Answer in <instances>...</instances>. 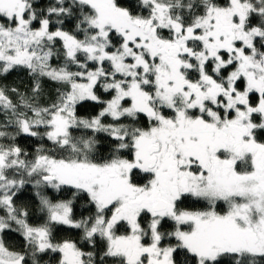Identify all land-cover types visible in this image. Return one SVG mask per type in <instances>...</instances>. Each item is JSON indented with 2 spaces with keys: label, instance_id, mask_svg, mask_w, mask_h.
I'll return each instance as SVG.
<instances>
[{
  "label": "snow or ice",
  "instance_id": "snow-or-ice-1",
  "mask_svg": "<svg viewBox=\"0 0 264 264\" xmlns=\"http://www.w3.org/2000/svg\"><path fill=\"white\" fill-rule=\"evenodd\" d=\"M14 70L31 84L0 87V264H264V0H0Z\"/></svg>",
  "mask_w": 264,
  "mask_h": 264
},
{
  "label": "trees",
  "instance_id": "trees-1",
  "mask_svg": "<svg viewBox=\"0 0 264 264\" xmlns=\"http://www.w3.org/2000/svg\"><path fill=\"white\" fill-rule=\"evenodd\" d=\"M48 0H41V5L47 4ZM71 25H69V28ZM31 79L28 76L26 71H12L6 76H0V87H17L21 91H25L30 87ZM44 88V101H48L50 99H54L56 92V85L45 79L43 81ZM12 96V99L15 101L16 97L9 93ZM100 109V106L93 102H85L83 105L78 107V114L82 116L95 115ZM3 119L2 114H0V120ZM16 143H18L25 151L29 153V156L33 155L37 148H39L42 144L44 146H49L50 142L40 141L37 138H28L24 136H20L16 138ZM103 143V141H102ZM36 189L32 185H26L25 189L18 194L17 203L20 206H27L29 210V223L33 225H38L43 223L44 214L40 213L34 205L36 204L35 197ZM49 194L52 195V191H49ZM59 199H67L70 198L67 193L64 194H56ZM197 207H202V204L196 205ZM2 214V213H0ZM74 215L77 218L81 216L91 215V212L87 210L86 203L84 201H77L74 203ZM53 236L55 240L60 241L63 239L71 238L73 240H78L80 236L79 230L70 229L67 226H55L53 230ZM4 242L6 246L13 250H20L22 246L25 245V241L23 236L18 231L6 232L4 234ZM85 250H88L87 246H85ZM55 256V254H53ZM46 264H54L52 257H45Z\"/></svg>",
  "mask_w": 264,
  "mask_h": 264
}]
</instances>
